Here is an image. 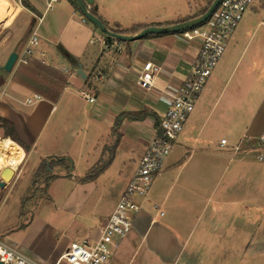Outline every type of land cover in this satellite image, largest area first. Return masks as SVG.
<instances>
[{
	"label": "crops",
	"instance_id": "1",
	"mask_svg": "<svg viewBox=\"0 0 264 264\" xmlns=\"http://www.w3.org/2000/svg\"><path fill=\"white\" fill-rule=\"evenodd\" d=\"M15 1L19 15L0 30V117L13 123L29 149L16 142L23 157L12 178L0 188V205L2 190L20 181L28 158L37 156L19 197L21 208L41 160L69 157L72 167L50 179L47 199L62 206L71 199L81 229L69 235L66 230L62 236L76 240L115 206L166 109V92L174 91L189 74L201 39H187L176 32L110 40L69 0H56L50 6L46 0H29L35 12ZM208 2L94 0V10L108 26L125 30L135 24L165 26L197 16ZM263 20L264 0H254L142 199L132 230L106 264H264V158H257L264 147L256 139L264 131ZM33 34L40 40L42 55L37 52V57L20 65L19 58ZM11 53L17 57L7 70ZM147 61L159 71L152 85L144 88L137 80ZM63 66L67 74L59 72ZM27 67L44 70L48 83L59 82L58 95L52 98L49 92L13 79L17 69L25 79L30 73ZM35 78H40L38 72ZM34 92L41 98L26 104L25 98ZM81 92L94 100H86ZM140 111H145L141 118L121 116ZM114 131L120 138L111 163L95 179L84 178L107 157L104 147L114 140ZM222 138L227 140L225 145L220 144ZM242 138H247L245 149L234 152L231 146ZM127 163L129 170L121 176ZM115 176L122 181L112 191ZM64 182L70 186L67 196L61 186ZM57 186L61 191L52 193ZM109 197L107 209L99 211L100 201ZM151 205H156L154 213ZM85 206L90 216L84 215ZM0 236L24 254L46 262H53L65 250L56 256L53 249L28 251L29 245L7 226L0 228Z\"/></svg>",
	"mask_w": 264,
	"mask_h": 264
},
{
	"label": "built area",
	"instance_id": "2",
	"mask_svg": "<svg viewBox=\"0 0 264 264\" xmlns=\"http://www.w3.org/2000/svg\"><path fill=\"white\" fill-rule=\"evenodd\" d=\"M53 1L56 0H46V5L50 6ZM253 1L221 0L205 22L181 32L187 39L195 37L201 39L190 72L174 91L166 92V109L155 126L154 134L148 141L136 170L127 181L108 216L102 221H95L88 234L71 241L53 262L32 258L6 243L0 236V264H106L108 262L123 238L132 230L134 217L142 209V199L147 196L155 175L182 132L198 95L225 52L230 36ZM261 23L264 24V20ZM39 42L37 35L33 34L19 61L27 63L30 58L37 57V52L40 57L42 52L38 50ZM158 71L159 67L151 61L145 62L138 76V84L144 88L151 86ZM59 72L67 74L68 70L63 66L59 68ZM81 96L90 102L94 100L93 96L85 92H81ZM40 98L41 95L34 92L30 97L25 98L24 102L32 104ZM246 139L242 138L234 143L231 146L232 150L242 152L245 149ZM256 139L257 143L264 147V131ZM226 143L225 138L220 139L221 145ZM257 158L262 160L264 152L259 153ZM154 207L156 208V205ZM162 213L158 210L159 215Z\"/></svg>",
	"mask_w": 264,
	"mask_h": 264
},
{
	"label": "rangeland",
	"instance_id": "3",
	"mask_svg": "<svg viewBox=\"0 0 264 264\" xmlns=\"http://www.w3.org/2000/svg\"><path fill=\"white\" fill-rule=\"evenodd\" d=\"M19 10L15 0H0V30H3L17 18ZM37 72L39 77L46 78L44 70L43 73L39 72V70ZM6 138L8 137L4 136L2 129H0V141H7L4 140ZM36 160L37 156L28 158L24 164V172L20 181L2 190L1 197L3 201L0 205V228L6 226L12 228L15 235L29 245L26 250L30 251L32 249L39 253H48L49 249H53V255L56 256L73 240L70 236L64 238L62 233L68 230L67 235L70 232L71 234H79L81 228L77 226L78 218L70 198L67 199L68 203L63 206L47 199V186L50 181L48 176L49 174L68 172L71 164L69 167L68 163L61 167L54 166L47 173L38 172L36 169L31 177L30 186L22 197L21 202H25V204L21 208L19 197L24 192V186L28 183L27 177H29ZM1 167H4L3 164L0 165ZM121 169L123 170L121 176H123L129 170L128 163L125 167L122 166ZM121 181L118 176L112 179V191H116L121 185ZM61 186L66 191L67 196L70 186L65 182ZM61 186L54 187L52 193L61 191ZM48 193L51 194L50 190H48ZM111 198L100 201L98 204L99 211L102 212L107 209ZM151 208L152 213H154L156 210L154 205H151ZM83 213L86 216H90L91 212H89L88 206L84 207ZM92 214L94 215V212Z\"/></svg>",
	"mask_w": 264,
	"mask_h": 264
},
{
	"label": "trees",
	"instance_id": "4",
	"mask_svg": "<svg viewBox=\"0 0 264 264\" xmlns=\"http://www.w3.org/2000/svg\"><path fill=\"white\" fill-rule=\"evenodd\" d=\"M71 2V4L74 6V8H76L78 11L79 8L75 2V0H69ZM20 4L24 7H26L27 9L35 12V9L33 8V6L30 4L29 0H19ZM211 2V0H209L208 4L203 8V10L201 11L204 12L205 9L207 8V6L209 5V3ZM90 11L95 14L98 18H100L95 10L93 8H90ZM191 17H194V16H189V17H186V18H183L181 21H184V20H187ZM85 20H87L89 22V20L87 18L84 17ZM100 20L105 24V26L114 31V32H117V33H122V34H126V33H133V32H136V31H139L140 29L146 27L147 25H143V24H135V25H132L130 28L128 29H120L118 28L117 26H114V27H110L108 26L101 18ZM180 22V21H178ZM200 25V24H199ZM95 26V25H94ZM96 27V26H95ZM182 32V31H181ZM179 33V32H177ZM106 38L110 39V40H113L115 38L111 37V36H107L105 35ZM118 40V39H117ZM122 41V40H120ZM25 63L23 62H20V65H24ZM27 70L30 72L28 73L27 72V75H26V78L23 80L19 77V74L23 75L24 73H20V69H17L14 74H13V79H20L22 81H24V83L28 84V85H31L33 86L36 90L40 91V92H49L50 94V97L52 98H55L57 95H58V91H59V85L60 83L59 82H52V83H48L46 82L45 78H35L36 77V69L34 68H28L27 67ZM31 78V79H30ZM145 115V111H140V112H127V113H122L121 116H128V117H131V118H141L142 116ZM119 122H120V117H118L116 119V122L114 124V126H118L119 125ZM0 127L3 129V135L4 136H9L10 138H6L4 140H14L15 142H17L19 145H21L24 150H28L29 147L24 144L20 139L19 137L17 136L16 134V131H15V128H14V125L12 122L8 121L7 119L3 118V117H0ZM119 138H120V134L118 132H115L114 131V140L112 141V143L109 145V146H105L104 147V151H107V157L104 159V160H101L96 166H94V168L84 177L86 179H95L112 161L113 159V155H114V150H115V147L117 146L118 144V141H119ZM72 160L69 158V157H65V156H48L44 159L41 160L40 164L38 165L37 167V170L38 172H45L47 173L48 171H50L54 165H57V164H65V163H68V167L71 163ZM56 177V174H49L48 178L49 179H53Z\"/></svg>",
	"mask_w": 264,
	"mask_h": 264
},
{
	"label": "water",
	"instance_id": "5",
	"mask_svg": "<svg viewBox=\"0 0 264 264\" xmlns=\"http://www.w3.org/2000/svg\"><path fill=\"white\" fill-rule=\"evenodd\" d=\"M221 0H211L207 8L201 14L191 17L187 20L176 22L170 25L160 26V25H148L138 32L134 34H122L114 32L108 29L105 24L98 18L95 14L90 11L89 6L93 5V9H97V5L94 4V0H75L80 12L82 15L87 18L93 25L98 28L102 33L106 34L107 36H111L115 39L122 40V41H129L135 40L141 37H144L148 34H162V33H176L181 32L199 24L205 22L209 16L213 13L215 8L217 7L218 3ZM16 53H11L5 63V69L10 70L14 61L16 60ZM72 163V162H71ZM72 167V164H71ZM14 174V169L10 167H3L0 170V188L3 187L6 181H9Z\"/></svg>",
	"mask_w": 264,
	"mask_h": 264
},
{
	"label": "bare ground",
	"instance_id": "6",
	"mask_svg": "<svg viewBox=\"0 0 264 264\" xmlns=\"http://www.w3.org/2000/svg\"><path fill=\"white\" fill-rule=\"evenodd\" d=\"M23 157L22 148L13 140L0 141V165L16 168Z\"/></svg>",
	"mask_w": 264,
	"mask_h": 264
}]
</instances>
